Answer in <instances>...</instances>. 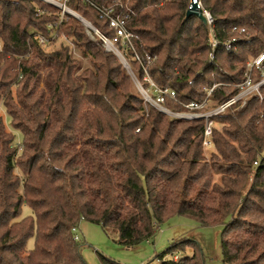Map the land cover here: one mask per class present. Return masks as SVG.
Masks as SVG:
<instances>
[{"label":"trees","instance_id":"1","mask_svg":"<svg viewBox=\"0 0 264 264\" xmlns=\"http://www.w3.org/2000/svg\"><path fill=\"white\" fill-rule=\"evenodd\" d=\"M199 1L212 18L213 49L202 20H183L188 0L66 5L111 40L115 31L96 7L124 20L142 41L134 39L133 49L116 45L153 96L141 62L154 58L147 76L175 94L164 96L167 109L202 103L214 86L204 111L234 96L248 61L264 51V0ZM0 43V102L22 136L15 145L0 115V264H85L72 233L81 220L116 230L131 247L173 214L222 226L223 264H264V87L262 99L248 97L211 117L206 160L204 120L146 106L116 55L73 16L43 0H0ZM259 77L254 70L253 80ZM23 205L31 215L19 217ZM192 242L174 240L155 260L204 264L200 254L179 255Z\"/></svg>","mask_w":264,"mask_h":264},{"label":"rangeland","instance_id":"2","mask_svg":"<svg viewBox=\"0 0 264 264\" xmlns=\"http://www.w3.org/2000/svg\"><path fill=\"white\" fill-rule=\"evenodd\" d=\"M76 20L84 25L79 19ZM86 32L91 38L95 37V33L89 32L88 30ZM137 37L139 38L137 39L139 42L142 41L138 35ZM59 42L57 41L55 45ZM48 46H45V49L51 47L50 45ZM113 47L118 49V51L113 48L114 52L112 53L116 55L117 60L136 85L138 81L129 67L128 55L126 54L125 48L118 47L115 43ZM105 49L108 50L107 47ZM73 54L79 58L76 50H73ZM211 56L212 54L210 53ZM83 62L84 65L88 64L84 59ZM141 92L145 97V105L157 109L158 107H156L152 92L145 90H141ZM147 96L148 98L146 99ZM0 115L7 129L14 134V144H20L22 142L21 133L11 127L10 119L3 110L2 102H0ZM213 125H216L214 121ZM202 155L206 160L210 159L209 151L203 149ZM31 214V209L27 205H23L19 217H25ZM221 231L222 226L220 225L201 226L192 218L173 214L160 224L151 239L144 240L131 247H126L118 242V233L116 230L108 229L104 231L97 224L81 220L77 226V235L80 238L77 251L85 264H103L101 257L114 260L120 264H158V261L155 260L156 255L165 250L172 241L187 239L193 241L192 243L195 244L187 245L185 250L180 252L179 255H192L193 253H197L203 257L204 264H223L220 241ZM33 242V237H30L26 242V246L32 248Z\"/></svg>","mask_w":264,"mask_h":264},{"label":"built area","instance_id":"3","mask_svg":"<svg viewBox=\"0 0 264 264\" xmlns=\"http://www.w3.org/2000/svg\"><path fill=\"white\" fill-rule=\"evenodd\" d=\"M44 2L53 5L60 11V16L64 14H68L72 16V14L66 10H70L75 12L74 10L70 9L67 5L66 2L67 0H43ZM97 10L99 11V14L101 17H104L108 20L109 26L112 27L115 31V37L113 40L107 38L105 35H103L101 32H99L95 27V35L99 37V39L102 41L103 45L108 48L109 51H113V44H116V41H120L121 44L125 47H130L133 49V40L134 39H139L137 35L134 33L128 31L125 27L124 20L120 16H113L111 14L110 9L105 8V7H96ZM76 13V12H75ZM78 14V13H76ZM206 14V19L208 22V39L210 42V45L213 49L217 45V40L215 38V34L212 30V18L210 17L209 13L205 12ZM83 18V17H82ZM90 23V22H89ZM86 28V27H85ZM87 30V29H86ZM55 36L53 35L52 38ZM35 41L43 46H45L49 40L45 39L40 34H35L34 35ZM225 46L227 48L230 47V41L225 42ZM114 50H117L114 48ZM136 59H138V56H136ZM153 57L150 55H146L145 60L141 62L143 71L145 72L144 79L148 81L153 88V93H154V101L156 104L157 109L164 113L168 114L177 118L181 119H203L204 120V127L202 131V146L204 150L211 151L214 147L211 139H210V134H211V129H212V124L213 120L211 119L212 116L217 115L219 113L224 112L227 108L232 106L233 104L240 102L243 104L245 100L248 97L251 96H257L259 99H262L263 97V92L261 91L262 87H264V51L260 52L258 55L255 57L251 58L246 67V72H245V79L237 85L238 87V92L232 96L230 99L225 101L222 104L217 105L216 107H213L209 110H200L204 107L208 100V96L212 92L214 86L208 87L205 89L206 92V97L202 103H196V102H189L187 104H184V109L182 111H171L167 109L163 105L164 101V96H168L170 98H175V94L172 90L169 89H159L152 81L151 79L147 76V67L148 65L153 61ZM257 70L260 71V77L257 80H253V71ZM138 81V80H137ZM141 90H144L141 86V84L138 83L136 84V87ZM137 88V89H138ZM138 89V90H139ZM139 90L141 95L143 96V93ZM146 91V90H145ZM144 100L145 97L143 96ZM148 96L146 97V99ZM155 108V107H154ZM72 233H73V239L74 240H79V236L77 235V226L72 228Z\"/></svg>","mask_w":264,"mask_h":264},{"label":"water","instance_id":"4","mask_svg":"<svg viewBox=\"0 0 264 264\" xmlns=\"http://www.w3.org/2000/svg\"><path fill=\"white\" fill-rule=\"evenodd\" d=\"M188 2H189V5L187 7V10L185 12V16H184L183 20L187 19L190 16H197L200 20L203 21L204 25L208 28V22H207V19H206V14H205V11L203 10V8L200 5V1L199 0H188ZM72 16L74 18H76L74 15H72Z\"/></svg>","mask_w":264,"mask_h":264},{"label":"bare ground","instance_id":"5","mask_svg":"<svg viewBox=\"0 0 264 264\" xmlns=\"http://www.w3.org/2000/svg\"><path fill=\"white\" fill-rule=\"evenodd\" d=\"M68 12H70L72 15H74L77 19H79L84 25L85 27L87 28V30L90 32H94L96 31L95 28L90 24L88 23L86 20H84L83 18L79 17L78 14H76L75 12L73 13L72 11L70 10H66ZM118 54V53H117ZM119 55V54H118ZM119 57L121 58V56L119 55Z\"/></svg>","mask_w":264,"mask_h":264}]
</instances>
